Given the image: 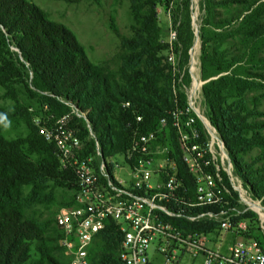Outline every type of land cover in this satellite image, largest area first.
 I'll use <instances>...</instances> for the list:
<instances>
[{
    "label": "trees",
    "instance_id": "16d2710c",
    "mask_svg": "<svg viewBox=\"0 0 264 264\" xmlns=\"http://www.w3.org/2000/svg\"><path fill=\"white\" fill-rule=\"evenodd\" d=\"M204 1L210 20L215 19L213 13L217 7L244 5L239 33L245 50L252 49L264 37V0ZM145 4L148 10L142 18V31L134 39H122L124 47L131 51L127 59L129 68L115 80L91 62L67 26L51 21L35 3L0 0V89L4 91L0 97V114L10 124L25 126L27 131L23 136L9 139L0 125V264H70L61 247L62 231L53 209L77 206V177L72 170L62 168L58 149L40 133L39 119L29 111L31 107L22 96L37 100L50 121L64 116L73 118L69 126L77 129L85 142L83 157L96 156L97 144L106 160L122 154L131 143L130 127L136 124L137 117L143 118L145 132L156 129L161 119L168 117L174 106L175 78L170 65L162 64L159 57V53L168 50V45L161 39L157 10L159 5L173 10L172 25L178 31L175 48L187 57L193 32L190 19L184 22L182 16L189 10L190 0H145ZM132 10L138 18L137 8ZM239 19L229 16L220 19L217 25L231 26ZM202 50L204 63L214 65L218 72L225 71L215 52L214 56L210 54L205 44ZM257 57L258 63L264 61L256 53ZM136 61L142 65L130 67ZM230 67L231 62L226 68ZM167 70V87L163 89L159 84ZM259 76L264 78L262 73ZM259 84L226 74L204 84L202 94L206 116L225 144L233 176L253 199L264 202V119L258 120L264 117V111L258 110L264 102V93L249 96L259 89ZM125 103L130 106L124 107ZM74 111L82 117L75 114L72 117ZM202 126L198 121L202 139L206 140ZM167 132H171L173 145L177 147L178 135L171 125L159 135L158 141ZM255 150L260 152L248 162L247 155ZM178 157L182 165L179 154ZM108 171L111 172L110 167ZM179 173L189 179L183 165ZM226 183L232 190L230 208H240L239 193L227 180ZM71 186L75 187L74 192L67 193L65 190ZM42 209L48 210L47 219ZM244 218L241 214L239 219ZM182 224L205 232H213L217 225L216 222ZM257 231L249 227L247 237L259 240L264 250V241ZM98 238L96 245H92L90 264H122L123 234L119 226L109 222Z\"/></svg>",
    "mask_w": 264,
    "mask_h": 264
},
{
    "label": "built area",
    "instance_id": "2783aa9c",
    "mask_svg": "<svg viewBox=\"0 0 264 264\" xmlns=\"http://www.w3.org/2000/svg\"><path fill=\"white\" fill-rule=\"evenodd\" d=\"M197 80L185 89V100L178 93L176 79L172 81L174 106L156 129L143 131L144 120L137 117L130 127L131 143L118 155L120 160L103 158L98 144L100 160L83 157L85 142L77 129L67 126L68 116L53 126L37 120L40 133L58 149L62 168L77 177V206L60 208L55 217L70 264H89L90 249L109 222H115L123 234L122 264H190L197 260L202 264H264L261 242L247 237L248 223L239 219L241 212L230 208L232 190L226 180L242 202L241 181L233 176L225 144L201 110L203 83ZM169 125L177 132L175 149L189 179L179 175L182 169L165 158L164 149L157 150L159 135ZM126 169L131 174L127 183L116 175ZM182 222H216L219 233L192 229Z\"/></svg>",
    "mask_w": 264,
    "mask_h": 264
},
{
    "label": "rangeland",
    "instance_id": "374dc122",
    "mask_svg": "<svg viewBox=\"0 0 264 264\" xmlns=\"http://www.w3.org/2000/svg\"><path fill=\"white\" fill-rule=\"evenodd\" d=\"M29 1L43 9L48 14L51 21L67 26L85 48L87 52L86 54L91 62L109 77L118 80L121 77L122 72L129 68V66H127V59L128 55L131 54V51L124 47L122 39H134L136 33L142 31V18L146 15L148 10L145 0ZM133 7L137 8L140 13V15L138 14V18L134 17L132 10ZM255 8L256 7H254V9ZM243 10V4L234 5L232 7L229 6L227 8L217 7L213 13L215 19L210 20L205 1L190 0L189 10L183 12L182 16L184 22L187 18L190 19L191 30L193 32L192 45L188 56L185 57L183 52L179 53L175 48L178 31L174 29L172 25L171 12L173 10H167L165 7L158 6V22L162 29L161 39L163 43L168 45V50L159 53V57L162 59V64L168 63L170 65L171 71L177 82V89L181 99L185 97V89H189L192 86L194 78H198L197 81L202 82L204 85L209 81L218 79L226 74L249 78L251 81H255L256 85L260 83L258 90L249 93L250 98L261 96L264 93V78L259 76L260 73L264 74V61L258 63V57L256 59V53L259 57H264V37H261L256 41L252 45V49L249 51L245 50L246 45L239 33L241 28L240 22L243 19V16H240V14L243 13ZM229 16L233 18L239 16L240 19L233 22L231 26L229 25L219 28L217 22L220 19ZM204 44L210 54L213 56L214 52L217 54L215 57L222 61L221 66L225 71L218 72V68L214 65H211L209 62H203L202 48ZM169 57L173 58V62L169 61ZM230 62L232 67L228 69L226 67H229ZM138 65H142V63L136 61V63H131L130 67ZM168 72L169 70L165 72V78H163L159 84L163 89H166L167 87L166 75H168ZM3 94L4 91L0 89V97L4 96ZM22 99L27 106L31 107L29 111L34 114V117L43 121V124L53 126L55 121L60 119L55 118L56 120L50 121L51 118L47 117L46 111L37 103V100H30L27 96H22ZM8 104L10 105V103ZM204 104V102L201 104V110L206 116V108ZM258 110L264 111V102H261ZM74 114L78 115L74 111L72 117ZM78 117H82V115H78ZM261 119H264V117L258 120ZM70 120L73 121V118H70ZM67 126L71 128L69 122ZM3 131L5 136L9 139L16 138L19 135L23 136L27 133L25 126L14 124H10L7 129L3 127ZM262 133L264 134V132ZM156 144L159 145L157 150H165L163 154L165 158L169 157L170 161L176 162L178 167L182 169L178 153L175 149L176 147L173 145L174 140L171 132L165 133L162 139L156 142ZM259 152L260 150L252 151L249 156L247 155L246 160L250 162ZM94 157L95 160L99 158L97 155ZM112 157L115 160H120V156L118 155ZM258 166H260V164H258ZM116 175L125 183L131 179V174L128 169L117 171ZM241 189L243 201H240V208L238 207L237 209L234 207V209L244 215L246 218H244L245 222L248 223L249 227L257 229L258 234L264 241L263 199H253L252 195L248 192V189L245 188L242 183ZM74 190L75 187L71 186L65 191L67 193H73ZM60 200L61 199H59V201ZM60 207L61 206H56L53 209L55 210V214ZM47 212V209H42L45 219H47ZM215 226L216 230L218 226ZM215 230L213 231L214 234L219 233ZM98 237L97 240L95 239L96 242L94 241V246L100 239ZM91 249L89 253L90 259ZM161 261L162 259L159 260V262ZM190 264H202V261L197 260L194 263L192 261Z\"/></svg>",
    "mask_w": 264,
    "mask_h": 264
},
{
    "label": "clouds",
    "instance_id": "9594fccd",
    "mask_svg": "<svg viewBox=\"0 0 264 264\" xmlns=\"http://www.w3.org/2000/svg\"><path fill=\"white\" fill-rule=\"evenodd\" d=\"M0 125H3L5 129L10 126V121L7 120L6 116L0 114Z\"/></svg>",
    "mask_w": 264,
    "mask_h": 264
},
{
    "label": "bare ground",
    "instance_id": "6f19581e",
    "mask_svg": "<svg viewBox=\"0 0 264 264\" xmlns=\"http://www.w3.org/2000/svg\"><path fill=\"white\" fill-rule=\"evenodd\" d=\"M260 207V206H259Z\"/></svg>",
    "mask_w": 264,
    "mask_h": 264
}]
</instances>
